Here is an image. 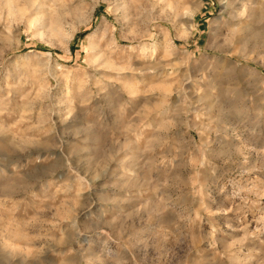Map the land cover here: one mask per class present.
Segmentation results:
<instances>
[{"label":"rangeland","instance_id":"374dc122","mask_svg":"<svg viewBox=\"0 0 264 264\" xmlns=\"http://www.w3.org/2000/svg\"><path fill=\"white\" fill-rule=\"evenodd\" d=\"M0 264H264V0H0Z\"/></svg>","mask_w":264,"mask_h":264}]
</instances>
